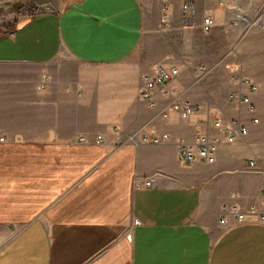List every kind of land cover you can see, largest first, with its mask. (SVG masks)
<instances>
[{"label": "crops", "instance_id": "crops-1", "mask_svg": "<svg viewBox=\"0 0 264 264\" xmlns=\"http://www.w3.org/2000/svg\"><path fill=\"white\" fill-rule=\"evenodd\" d=\"M194 2L186 25L185 0H0V264H264V0ZM158 65L180 73L153 105L139 92ZM245 75L255 113L231 99ZM216 117L249 132L229 143ZM200 133L216 161L186 167L177 141Z\"/></svg>", "mask_w": 264, "mask_h": 264}, {"label": "built area", "instance_id": "built-area-1", "mask_svg": "<svg viewBox=\"0 0 264 264\" xmlns=\"http://www.w3.org/2000/svg\"><path fill=\"white\" fill-rule=\"evenodd\" d=\"M167 5H164L163 10L165 11L163 15V21L166 22L168 19V14L166 10ZM184 21L186 25L193 23V19L196 12V5L194 0H185L184 7ZM262 13H264V6L261 7L255 22L262 25ZM252 16L249 12L242 9H235L227 18V28L231 32H239L241 29L243 32H247L252 23ZM214 19L211 14H207L204 18L203 27L204 30L209 32L214 27ZM196 72L203 75L208 72V67L205 65H199L196 67ZM180 73V69L177 66H164L158 65L153 74H146L143 77V86L140 89L139 97L143 100L149 101L154 105V95L160 92L164 95H168L167 85L170 81L175 79ZM48 80L49 78L46 77ZM247 85L249 89L246 93H235L231 95V99L239 101L247 105L249 112L255 113L256 106L252 100V95L258 90L256 82L249 76H243L241 79ZM41 89H45V85L40 86ZM172 109L178 112L183 118L188 119L194 115L198 107L191 103L190 101H174L172 104ZM167 116V114H164ZM255 122H258V118H254ZM214 126L222 131L227 142L235 143L242 137L248 134L249 129L245 124L239 119L226 120L222 117H216L214 120ZM171 135L168 133H151L145 134L142 137V142L145 144H163L170 140ZM3 141L4 137H0ZM98 143H103L104 139L99 136L97 139ZM178 156L182 165L189 167L197 163H214L217 157V144L216 141L212 140L206 133H200L197 137L195 143H189L184 139L177 141ZM254 165V163H252ZM152 178L145 181L146 185L151 184ZM226 208V207H225ZM232 212L236 215L235 219L237 222H244L246 220L245 214L242 213L238 207H233ZM222 223H226V217L221 220ZM138 221H134L137 224ZM17 229H20L17 228ZM126 238L129 241L133 240V234L127 233Z\"/></svg>", "mask_w": 264, "mask_h": 264}]
</instances>
